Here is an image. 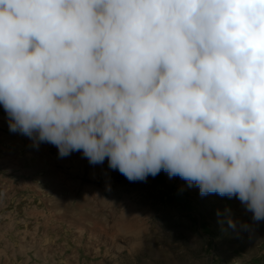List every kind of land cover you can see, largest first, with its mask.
<instances>
[{"label": "clouds", "instance_id": "clouds-1", "mask_svg": "<svg viewBox=\"0 0 264 264\" xmlns=\"http://www.w3.org/2000/svg\"><path fill=\"white\" fill-rule=\"evenodd\" d=\"M0 105L36 147L264 220V0H0Z\"/></svg>", "mask_w": 264, "mask_h": 264}, {"label": "rangeland", "instance_id": "rangeland-1", "mask_svg": "<svg viewBox=\"0 0 264 264\" xmlns=\"http://www.w3.org/2000/svg\"><path fill=\"white\" fill-rule=\"evenodd\" d=\"M0 264H264V220L163 170L129 181L36 147L0 105Z\"/></svg>", "mask_w": 264, "mask_h": 264}]
</instances>
